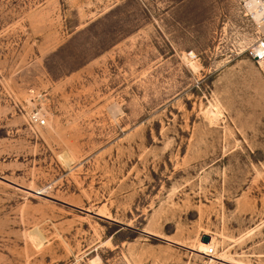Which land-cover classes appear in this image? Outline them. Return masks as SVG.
I'll use <instances>...</instances> for the list:
<instances>
[{"label": "rangeland", "instance_id": "374dc122", "mask_svg": "<svg viewBox=\"0 0 264 264\" xmlns=\"http://www.w3.org/2000/svg\"><path fill=\"white\" fill-rule=\"evenodd\" d=\"M253 34L238 0H0V264H264Z\"/></svg>", "mask_w": 264, "mask_h": 264}, {"label": "built area", "instance_id": "2783aa9c", "mask_svg": "<svg viewBox=\"0 0 264 264\" xmlns=\"http://www.w3.org/2000/svg\"><path fill=\"white\" fill-rule=\"evenodd\" d=\"M238 8L242 18L254 31L250 44L244 49L249 57L255 59L264 52V34L259 31V26L264 23V0H238ZM27 118L31 124H44V117L38 109L29 110ZM213 251V246L208 245L203 253L212 257ZM88 264H95V262L90 261Z\"/></svg>", "mask_w": 264, "mask_h": 264}, {"label": "bare ground", "instance_id": "6f19581e", "mask_svg": "<svg viewBox=\"0 0 264 264\" xmlns=\"http://www.w3.org/2000/svg\"><path fill=\"white\" fill-rule=\"evenodd\" d=\"M259 31L260 32H262L263 34H264V23H262L260 26H259ZM194 55V54H193ZM256 58H258V56L256 57ZM186 59H187V61H188V63L189 64H191V66L192 67H194L195 68V66H194V64H193V61L194 60H189L188 58H187V56H186ZM196 64V63H195ZM209 113L211 114V115H213L214 113L211 111V110H209ZM216 242V241H215ZM208 245H214V240H213V237L212 236H209V239H208V241H206V242H204V241H201V240H199L198 241V243H197V250L198 251H200V252H204L205 250H206V247L208 246ZM216 258H218V255H212V257H210L209 258V260L210 261H214ZM92 260H97V257H95L94 259H92ZM98 261V260H97ZM96 261V262H97ZM205 264H209V263H205ZM211 264H213V263H211Z\"/></svg>", "mask_w": 264, "mask_h": 264}, {"label": "water", "instance_id": "95a60500", "mask_svg": "<svg viewBox=\"0 0 264 264\" xmlns=\"http://www.w3.org/2000/svg\"><path fill=\"white\" fill-rule=\"evenodd\" d=\"M208 239H209V235H208V234L203 233V234L200 236V240H201V241L206 242V241H208Z\"/></svg>", "mask_w": 264, "mask_h": 264}]
</instances>
